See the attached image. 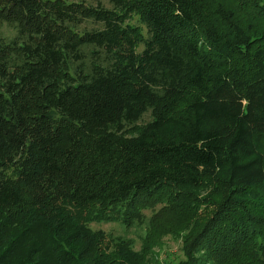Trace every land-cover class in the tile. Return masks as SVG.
<instances>
[{
    "label": "trees",
    "instance_id": "1",
    "mask_svg": "<svg viewBox=\"0 0 264 264\" xmlns=\"http://www.w3.org/2000/svg\"><path fill=\"white\" fill-rule=\"evenodd\" d=\"M156 203L264 264V0H0V264H144L91 225Z\"/></svg>",
    "mask_w": 264,
    "mask_h": 264
},
{
    "label": "rangeland",
    "instance_id": "2",
    "mask_svg": "<svg viewBox=\"0 0 264 264\" xmlns=\"http://www.w3.org/2000/svg\"><path fill=\"white\" fill-rule=\"evenodd\" d=\"M83 26L90 29L93 26L95 27L96 24L87 23ZM1 31L7 35L12 34L6 27H3ZM211 191H213L212 188L207 189L202 192L201 195L204 196L207 201H212V197L207 195V193ZM215 192L219 198L224 197V192H221V190L217 189ZM205 205L206 203L203 202L200 203L199 206L205 209ZM210 210L211 209H208L204 215ZM188 212L189 213H187V211H180V209L173 210L171 206L165 207V204H149L141 211L143 221L138 227L125 230L117 223H102L92 224L91 228L94 230H102L106 234H109L113 237V243L115 244L117 243V239L121 238L132 242L133 246H131V249L133 251L138 253L147 251V255H145L143 261L144 264H161L162 261L166 259L168 253L183 258L182 252L185 257V253L188 251V246L183 247L182 245L180 249L182 236L178 238L173 234H177L176 231H182L181 235H183V228H187L188 231L192 233V230L196 231L197 228L201 226L200 222L205 219L202 216H197L195 212L190 210ZM145 236L146 241L144 243L142 239ZM124 245L126 246L127 244ZM119 251L121 253L125 252L122 247H120ZM200 255L202 256V252H200ZM196 264H202V259Z\"/></svg>",
    "mask_w": 264,
    "mask_h": 264
}]
</instances>
